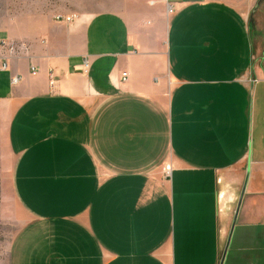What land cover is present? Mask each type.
I'll list each match as a JSON object with an SVG mask.
<instances>
[{
	"label": "crops",
	"instance_id": "obj_1",
	"mask_svg": "<svg viewBox=\"0 0 264 264\" xmlns=\"http://www.w3.org/2000/svg\"><path fill=\"white\" fill-rule=\"evenodd\" d=\"M0 41L10 264H264V0H0Z\"/></svg>",
	"mask_w": 264,
	"mask_h": 264
},
{
	"label": "rangeland",
	"instance_id": "obj_2",
	"mask_svg": "<svg viewBox=\"0 0 264 264\" xmlns=\"http://www.w3.org/2000/svg\"><path fill=\"white\" fill-rule=\"evenodd\" d=\"M95 1L101 2L102 0ZM135 1L131 0V3ZM107 4L111 5L110 2ZM5 179L0 161V264H10V247L16 234L27 220L23 211L12 201L10 193L5 191Z\"/></svg>",
	"mask_w": 264,
	"mask_h": 264
},
{
	"label": "built area",
	"instance_id": "obj_3",
	"mask_svg": "<svg viewBox=\"0 0 264 264\" xmlns=\"http://www.w3.org/2000/svg\"><path fill=\"white\" fill-rule=\"evenodd\" d=\"M181 1H185V0H181ZM166 13L168 16H171V14H173V7L170 5H167ZM55 16L57 20L64 21L66 23H70V21L75 17L74 15L70 17H63L61 15H55ZM24 50L25 49L23 48V46L16 44L14 42L12 43V42H7V41H0V58H3L4 61H6L7 56L19 55ZM2 68L6 69L7 63L2 64ZM31 70H32V74H35V69L32 68ZM126 76L127 74H123V80L126 78ZM17 80L18 78L13 79L12 83H16ZM51 85H52V82H51ZM166 172L168 173V169L166 170Z\"/></svg>",
	"mask_w": 264,
	"mask_h": 264
}]
</instances>
